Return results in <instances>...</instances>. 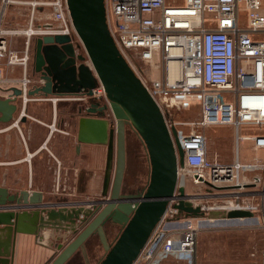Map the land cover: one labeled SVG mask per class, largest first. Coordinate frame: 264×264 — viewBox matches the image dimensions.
I'll return each instance as SVG.
<instances>
[{
	"label": "built area",
	"instance_id": "2783aa9c",
	"mask_svg": "<svg viewBox=\"0 0 264 264\" xmlns=\"http://www.w3.org/2000/svg\"><path fill=\"white\" fill-rule=\"evenodd\" d=\"M11 2L0 0V61L8 68L21 67L23 73L16 78L5 77L0 71V89L5 87L10 94L12 89H19L25 101L31 84L26 75L28 50L22 54L11 50L7 41L10 31L2 27ZM37 3L33 2L32 6ZM46 5L51 7L52 19L58 26L35 33L30 30V35L59 33L69 35L72 41L74 37L79 40L66 1L52 0ZM104 8L109 34L127 63V54L134 53L145 63L162 65L163 77L148 85L134 73L162 112L175 151L171 127L175 128L183 151L174 196L131 264H157L168 259L192 264L198 228L206 212L214 208L200 203L202 198L213 197L215 192L234 196L235 201L225 207L224 219L231 210H249L255 214V208L241 204L238 196L249 186L244 173L264 171V162L259 159L242 162L239 144L251 141L253 149H264V134L240 137L238 130L241 125H264V0H104ZM85 63L92 69L87 57ZM91 98L107 103L100 83L92 90ZM195 106L200 112L196 122L174 123L164 113ZM189 126L192 129L185 133L182 127ZM211 126H231L235 130L236 156L232 163L208 160L205 129ZM192 184L205 187V193L190 194L188 187ZM179 187L185 190L183 198L178 195ZM104 200L106 197L100 199ZM179 200H188L205 215L194 218L179 214L172 208ZM93 202L87 200L72 206H90ZM8 209L13 208L0 207V211ZM259 264H264V251Z\"/></svg>",
	"mask_w": 264,
	"mask_h": 264
},
{
	"label": "water",
	"instance_id": "95a60500",
	"mask_svg": "<svg viewBox=\"0 0 264 264\" xmlns=\"http://www.w3.org/2000/svg\"><path fill=\"white\" fill-rule=\"evenodd\" d=\"M65 1L92 69L86 65L85 57L77 53L79 45L74 44L69 35L37 36L33 72L39 76L41 84L28 90L27 97L40 94L89 102L79 111L76 140L80 144L107 147L108 166L102 194L107 200L95 201L90 206H43L29 210L30 206L41 205L40 193L10 194L0 187V207L10 205L13 208L0 212V226L4 227L0 236L5 240L0 242V264H11L18 233L34 235L54 250L55 255L47 264H67L78 250L84 249L85 242L93 234H97L104 251L96 264H131L174 196L177 168L183 165V151L175 128L171 127L175 151L162 112L110 36L104 0ZM99 83L107 100L101 106L91 98L92 90ZM17 97H22L19 89H12V94L6 98L0 97V123L12 120L17 110ZM128 130L139 139L148 163L145 182L132 193L123 190ZM177 192L180 197H185L183 187L177 188ZM22 207L26 210L17 211ZM172 208L186 217L205 215L188 200H179ZM225 217L250 219L256 215L249 210H231ZM108 222L120 225L118 235L110 243L105 232ZM93 248L91 245L89 251Z\"/></svg>",
	"mask_w": 264,
	"mask_h": 264
},
{
	"label": "crops",
	"instance_id": "0c3cea01",
	"mask_svg": "<svg viewBox=\"0 0 264 264\" xmlns=\"http://www.w3.org/2000/svg\"><path fill=\"white\" fill-rule=\"evenodd\" d=\"M0 71L5 77L16 78L23 73L21 67L8 68L2 61ZM26 75L29 77L27 70ZM34 86L30 84L29 90ZM1 88L0 97H8L10 92L5 87ZM84 102L88 104L86 100ZM15 103L17 110L12 120L0 123V187L6 188L10 194L21 191L40 193L41 205L30 206L29 210L43 206L69 207L73 203L102 196L108 166L107 147L77 142V118L72 113L76 102L37 94L25 101L17 97ZM205 133L208 136L207 158L215 162V148L211 147L215 126L206 128ZM254 150L264 153V149ZM255 159L264 162V156L253 157L251 161ZM59 201L63 202L57 203ZM23 209L26 210L22 207L17 211ZM2 228L0 226V230ZM4 241L0 236V242ZM54 254V250L37 240L36 236L18 233L11 264H47ZM169 260L173 259L157 264Z\"/></svg>",
	"mask_w": 264,
	"mask_h": 264
},
{
	"label": "rangeland",
	"instance_id": "374dc122",
	"mask_svg": "<svg viewBox=\"0 0 264 264\" xmlns=\"http://www.w3.org/2000/svg\"><path fill=\"white\" fill-rule=\"evenodd\" d=\"M12 2L7 6V10L3 19V29L10 31L7 34L8 46L11 50L22 54L27 48L29 54V61L27 66V73L32 79V84L36 85L39 82V76L33 72V55H34V40L38 35L31 34L30 30L47 31L48 28L58 26V23L52 19L51 7L46 5V2L52 0H11ZM33 2H38L32 6ZM241 16L244 12L241 7ZM27 43V44H26ZM74 44L79 45L77 53L86 58L85 51L80 41L74 37ZM129 60L128 64L133 71L142 78L148 85L152 80L163 77V68L160 62L149 64L141 61L138 54H127ZM167 119L171 122H196L200 118L198 107L184 111H177L176 109L166 110L164 112ZM185 133H188L192 128L182 127ZM193 129L195 127L193 126ZM199 130V129H198ZM206 130V129H205ZM238 133L240 137H253L264 134V125H241ZM206 138H208L205 133ZM212 139V137H211ZM211 143V142H210ZM212 146L215 148V161L220 163H232L236 156L235 149V130L231 126H215V137L212 139ZM136 145L138 149V160L135 166V174L127 182L131 185L143 184L148 173V163L144 157V150L141 143L133 137V135H126V156L128 150ZM210 147V148H211ZM240 160L250 161L252 163L253 157H263L264 153L252 148L251 141H242L239 144ZM127 162V157H126ZM133 162L130 159L126 163L125 178L131 175L134 169ZM114 173V157L112 160V169L110 177L112 179ZM245 180L249 184L248 188L244 190L239 197L241 204H248L255 208L256 223L242 222V220H232L227 223L224 222L223 213L225 207L230 201H235L234 196H224L221 192H215V196L202 198L200 203L208 207H214L208 210L206 215L202 218L204 221L200 223L196 235V246L194 260L192 264H259L261 254L264 251V171L252 170L244 173ZM254 178L259 179L255 183ZM111 181V180H110ZM188 192L191 193H205V187L198 185H190ZM100 197V196H98ZM96 197V198H98ZM63 202V201H61ZM60 201L57 203H61ZM263 204V205H262ZM263 207V208H262ZM219 219V220H218ZM208 220H214L215 223H208ZM245 220V219H244ZM220 221V222H219ZM196 222H194L195 224ZM107 241L112 242L118 235L120 230L112 231L108 225ZM90 259L88 264H96L102 257L104 251L101 246L94 244L93 250L90 252ZM55 255V254H54ZM53 257V256H52ZM51 257V258H52ZM81 262H83L81 260ZM83 262L82 264H84ZM162 264H184L178 260H169Z\"/></svg>",
	"mask_w": 264,
	"mask_h": 264
},
{
	"label": "flooded vegetation",
	"instance_id": "af4514ba",
	"mask_svg": "<svg viewBox=\"0 0 264 264\" xmlns=\"http://www.w3.org/2000/svg\"><path fill=\"white\" fill-rule=\"evenodd\" d=\"M83 100V101H82ZM72 101H74V102H76V103H74L75 104V107H74V109H73V114H74V116L76 117V118H78L79 117V111L80 110H82L83 108H85L86 106H88L89 105V102L88 101H86L88 104H85V99H72ZM98 102V105H103L104 103L102 102V101H97ZM132 131H130V130H128L127 131V133L128 134H131V135H133L134 133L132 132ZM127 135V134H126ZM135 135V134H134ZM133 135V137L136 139V141L138 140L137 139V137H136V135L134 136ZM139 147H137L136 145H133L132 146V149L131 150H128V154H127V162L131 159L132 160V162H133V166H134V169H133V171L131 172V175H128L126 178H125V176L123 177V190H124V192L125 193H132V192H136L137 191V189H138V187L139 186H141L142 184H136V185H131V184H129V182H127L130 178H132L133 176H134V174H135V166L137 165V160H138V154L139 153H137L138 152V149ZM144 154H145V152H144ZM144 157H145V159H146V154L144 155ZM126 162V163H127ZM103 198H105V196L103 197V196H100V197H98V198H95V201L97 200H100V199H103ZM108 225H109V227H110V230H112V231H115V230H120V225H118V224H115V223H112V222H108L106 225H105V232H106V234H107V228L106 227H108ZM98 244L99 246H101V244H100V242H99V238H98V236H97V234H93V235H91V237H89L88 239H87V241L85 242V245H84V249H81V250H78L72 257H71V259L67 262V264H82L83 262H85L84 264H88L87 262H88V260L90 259V255H92V254H90V252L91 251H89L90 250V246L92 245L93 247H94V244ZM81 260L83 261V262H81Z\"/></svg>",
	"mask_w": 264,
	"mask_h": 264
},
{
	"label": "bare ground",
	"instance_id": "6f19581e",
	"mask_svg": "<svg viewBox=\"0 0 264 264\" xmlns=\"http://www.w3.org/2000/svg\"><path fill=\"white\" fill-rule=\"evenodd\" d=\"M173 67V66H172ZM263 112H264V109H263ZM245 219V220H244ZM219 220V219H218ZM232 220H234V219H225V221L224 222H227V223H229V222H231ZM236 220H242V222H247V223H256L257 221H256V218H240V219H236ZM208 223H215V221L214 220H208L207 221ZM220 222V221H219Z\"/></svg>",
	"mask_w": 264,
	"mask_h": 264
}]
</instances>
